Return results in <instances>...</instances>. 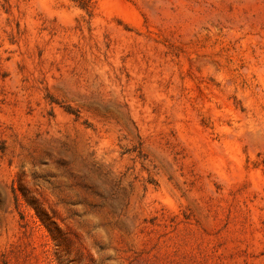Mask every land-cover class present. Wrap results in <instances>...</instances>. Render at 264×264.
<instances>
[{"label":"rangeland","instance_id":"1","mask_svg":"<svg viewBox=\"0 0 264 264\" xmlns=\"http://www.w3.org/2000/svg\"><path fill=\"white\" fill-rule=\"evenodd\" d=\"M0 264H264V0H0Z\"/></svg>","mask_w":264,"mask_h":264}]
</instances>
